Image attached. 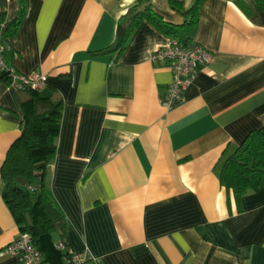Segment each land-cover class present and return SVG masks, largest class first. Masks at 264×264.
Listing matches in <instances>:
<instances>
[{
	"label": "crops",
	"instance_id": "0c3cea01",
	"mask_svg": "<svg viewBox=\"0 0 264 264\" xmlns=\"http://www.w3.org/2000/svg\"><path fill=\"white\" fill-rule=\"evenodd\" d=\"M138 0H0V43L20 74L46 75L62 98L46 188L62 238L88 264H264V187L236 204L220 184L224 159L264 127V10L255 0H203L179 41L142 21L107 49ZM170 24L184 16L149 0ZM184 9L195 0H180ZM184 27V26H183ZM172 41L212 53L188 88L166 100L172 72L150 53ZM18 92L0 79V167L20 135ZM0 249L20 233L1 197ZM0 264H23L9 254Z\"/></svg>",
	"mask_w": 264,
	"mask_h": 264
},
{
	"label": "trees",
	"instance_id": "16d2710c",
	"mask_svg": "<svg viewBox=\"0 0 264 264\" xmlns=\"http://www.w3.org/2000/svg\"><path fill=\"white\" fill-rule=\"evenodd\" d=\"M18 2V18L4 25L3 39L14 34L24 14L26 0ZM255 2L259 10H264V0ZM202 4L203 0H195L191 7L184 9L180 0H169L170 7L185 18L184 24L177 26L165 22L153 10L149 0H138L121 17L115 40L107 49L120 52L132 29L142 21L181 41L184 38L183 29L194 26L198 21ZM0 79L10 84V78L5 72L0 71ZM15 90L18 92L21 109V132L10 144L0 167L1 197L19 232L31 237L32 244L41 254L42 264H67V250L57 248L59 242L68 248L62 238L64 217L46 188L49 167L56 152L62 98L54 95L42 97L39 89L26 86ZM219 180L227 192L228 203L232 197L239 204L243 195L264 187V127L250 131L224 159Z\"/></svg>",
	"mask_w": 264,
	"mask_h": 264
},
{
	"label": "built area",
	"instance_id": "2783aa9c",
	"mask_svg": "<svg viewBox=\"0 0 264 264\" xmlns=\"http://www.w3.org/2000/svg\"><path fill=\"white\" fill-rule=\"evenodd\" d=\"M4 46L0 44V71L5 72L10 78V86L21 89L24 86L30 89H40L46 75L33 71L24 75L18 73L4 58ZM212 53L203 46L192 43L185 47L176 41L154 49L149 60L167 65L172 72V80L167 88L166 100L179 97L190 85L196 71L207 66L212 61ZM57 248L68 253L67 264H88L90 258L87 255L77 254L67 248L63 242H59ZM9 254L19 258L23 264H42L40 252L32 244L31 237L27 233H19L11 243L0 249V256Z\"/></svg>",
	"mask_w": 264,
	"mask_h": 264
}]
</instances>
